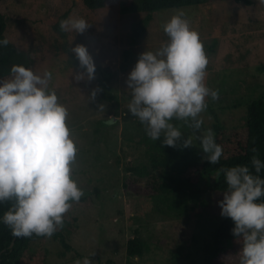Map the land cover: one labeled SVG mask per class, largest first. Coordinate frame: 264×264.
I'll return each mask as SVG.
<instances>
[{
    "label": "rangeland",
    "instance_id": "1",
    "mask_svg": "<svg viewBox=\"0 0 264 264\" xmlns=\"http://www.w3.org/2000/svg\"><path fill=\"white\" fill-rule=\"evenodd\" d=\"M178 9L185 12L203 41L208 56L206 84L219 90L217 99L206 98L208 106L212 104L227 127L244 123L249 103L264 95V0H253L250 5L210 0L155 11L146 33L133 47L126 70L122 69L123 50L131 46L130 32L146 12L123 14L120 4L93 10L83 0H1L7 18L5 36L28 53L30 67L53 73L50 87L68 108V124L78 147L73 175L84 190L81 197L88 196L72 203L77 222L67 225L70 248L58 239H47L51 264H76L77 260L83 264L85 257L91 264H173L178 255V264L189 260L204 264V247L226 217L218 203L223 192L211 190L214 175L201 181L205 206L181 204L179 199L169 207V200L157 197L151 177L129 170L144 163L152 138L128 110L127 77L142 51H155L168 40L163 25ZM68 10L69 17H84L89 26L84 32L64 31L65 38L53 24ZM61 41L70 49L81 43L87 46L96 65L92 79L75 62L74 52L71 65L57 53ZM81 72L84 78L76 79ZM200 115L203 124L198 131L202 134L215 119L208 108ZM108 116L118 119L108 124ZM171 122L194 137L185 120L173 118ZM136 234L145 241V251L142 256L129 257L127 242ZM239 250V240H228L219 264H239Z\"/></svg>",
    "mask_w": 264,
    "mask_h": 264
},
{
    "label": "clouds",
    "instance_id": "2",
    "mask_svg": "<svg viewBox=\"0 0 264 264\" xmlns=\"http://www.w3.org/2000/svg\"><path fill=\"white\" fill-rule=\"evenodd\" d=\"M88 26L80 16L60 21L64 31L84 32ZM163 30L168 40L155 51H142L128 74V110L153 140L163 136L165 145L176 146L182 140L188 147L195 138L202 158L216 164L223 148L214 130L198 131L203 124L200 114L208 106L206 98L219 95L205 82L208 56L203 41L182 9L171 15ZM8 42L6 37L0 39V45ZM71 51L92 79L96 65L87 46L76 44ZM52 78L50 69L36 71L24 64H13L10 75L0 78V203L10 202L0 221L14 236H51L63 225L72 203L84 194L73 175L78 147L68 124V108L50 87ZM82 78L83 72L76 73V79ZM173 118L188 122L194 137L184 138ZM117 119L108 116L106 123ZM251 163L256 173L264 168L256 155ZM223 171L226 190L218 203L221 215L234 221V236L240 238L239 264H264V199H260L264 177L253 174L247 164ZM83 264H91L90 258L85 257Z\"/></svg>",
    "mask_w": 264,
    "mask_h": 264
},
{
    "label": "trees",
    "instance_id": "3",
    "mask_svg": "<svg viewBox=\"0 0 264 264\" xmlns=\"http://www.w3.org/2000/svg\"><path fill=\"white\" fill-rule=\"evenodd\" d=\"M210 0H83L90 9L110 7L120 4L123 14L129 12H146V17L141 19L130 32L131 46L124 48L122 69L126 70L132 59L133 47L140 37L146 33L147 23L152 18V13L159 10L171 9L180 6L199 5ZM237 4L250 5L253 0H232ZM69 18V10L60 14L53 24L54 29L64 35V30L60 28V21ZM7 28V18L1 11L0 0V39L5 38ZM7 38V37H6ZM8 39V38H7ZM8 44L0 45V78H7L10 75V68L13 64L30 65V57L24 50L18 49L9 39ZM57 53L64 55L63 59L68 60V64L74 59V53L69 48L67 42H60ZM66 56V57H65ZM75 60V59H74ZM75 62H79L75 60ZM71 65V64H70ZM229 107V106H227ZM214 116L211 129L215 132L217 143L222 145L223 154L216 164H211L203 159V150L199 147V141L193 138V145L184 147L182 140L176 146H169L160 140H150L145 151L144 163L129 167V170L136 172L142 177L153 179V189L157 197L168 203L169 207L175 205L177 200L192 202L201 208L207 204V198L201 187L204 177L214 175L211 190L223 192L226 190V181L223 169L237 165L247 164L253 174L264 177V168L259 173L251 163L253 155L258 156L264 162V95H258L252 99L248 105L245 122L240 125L227 127L212 108V104L207 107ZM231 108V106H230ZM208 129V128H203ZM183 137L190 136L189 131H181ZM253 149L256 151L254 152ZM98 192V190H96ZM172 196V197H170ZM88 196L81 197L79 201H84ZM260 199H264L261 197ZM10 206V202L0 203V217ZM72 208V207H71ZM161 211H166L160 209ZM77 217L72 215L71 209L64 214V221L61 227L51 236L33 234L31 236H14L11 229L0 221V264H51L48 260L47 239L52 237L58 239L64 247L70 248L67 243V225L76 224ZM234 221L230 217H225L223 221L214 229L212 240L204 247V264H219V256L228 240H239L235 237L232 228ZM240 242V241H239ZM242 244L240 242V248ZM145 251V241L136 234L127 242V255L129 257L142 256ZM65 253L62 252V255ZM177 259L179 257L176 256ZM174 259L173 264H178ZM129 263V262H128ZM183 264H196L194 260L186 261Z\"/></svg>",
    "mask_w": 264,
    "mask_h": 264
}]
</instances>
